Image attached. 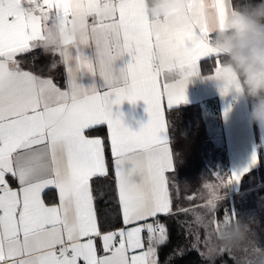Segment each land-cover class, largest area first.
Returning a JSON list of instances; mask_svg holds the SVG:
<instances>
[{"label":"snow or ice","instance_id":"obj_1","mask_svg":"<svg viewBox=\"0 0 264 264\" xmlns=\"http://www.w3.org/2000/svg\"><path fill=\"white\" fill-rule=\"evenodd\" d=\"M207 8L197 0L189 5L193 13ZM211 8L207 12L214 26L200 23L162 35L145 0H0V264H158V246L168 239L166 226L147 221L172 212L166 172L172 170L174 154L164 100L168 109L186 102V84L200 74L202 59L215 61L208 79L231 78L211 38L235 5L215 0ZM77 24L86 30L79 41L69 35ZM90 44L97 50L95 63L80 48ZM72 46L81 54L69 56ZM36 48L59 52L66 63L75 61L68 69L67 90L20 67L17 55ZM125 54L131 62L117 73L114 62ZM84 69L103 79V90L88 87L86 95L65 103ZM227 92V87L221 90ZM125 100L147 105L150 119L138 132L113 116L112 106ZM58 114L64 115L59 123L54 120ZM102 124L110 136L123 222L137 224L107 233L99 230L90 185L93 177L107 174L105 147L85 131ZM216 178L217 185H206L212 189L209 209L221 198L217 189L239 180L235 174ZM49 188L58 191V205L45 203L42 194ZM225 225L231 227V220ZM145 230L147 243L141 235ZM246 252L254 257L246 264H264V248L249 242Z\"/></svg>","mask_w":264,"mask_h":264},{"label":"trees","instance_id":"obj_2","mask_svg":"<svg viewBox=\"0 0 264 264\" xmlns=\"http://www.w3.org/2000/svg\"><path fill=\"white\" fill-rule=\"evenodd\" d=\"M218 33L223 32L213 34L211 38L213 42L216 41ZM220 55L222 64L228 66L227 56L223 53ZM20 57L25 62V67L30 68V64L34 63L32 65L39 73L52 75L61 85L64 84V70L59 65L53 67L52 57L47 51L43 49L31 51ZM214 67V59L202 61L203 72H211ZM230 68L233 70L232 67ZM233 72L244 94L241 77L235 70ZM244 96L248 117L258 138L257 124L250 115L255 100L245 94ZM167 115L172 122V137L173 141L178 142L175 149L179 151L180 158L177 159L175 172L169 173L172 212L160 217L161 224L166 226L168 239L166 243L158 246V264H246L248 259H254L246 252L249 242L264 248V200L262 204H258L259 200L255 199L252 204L246 206L250 212L253 211V213L249 212L248 218L239 211L234 213L233 206L223 200L218 201L213 209L205 207L211 198L212 190L206 185L211 186V183L217 185L219 181L216 176L225 177V174L203 170V166H206L203 151L206 146L207 129L202 108L198 104H184L168 110ZM88 133L101 135L106 145L109 172L103 177L93 178L92 190L100 228L102 231H107L123 223L108 132L105 126H101L90 129ZM182 152L185 154L183 155ZM188 153H192L194 157H189ZM172 176L174 186L171 182ZM246 183H254V185L264 183L262 157L259 166L243 176V187ZM223 192L224 190L220 189L219 196H223L225 194ZM251 196L257 197L258 194ZM182 209L189 211L187 213L179 211ZM226 209H231L232 214L236 215V221L231 223L230 232H225L223 224ZM253 209L257 212L255 213ZM229 233L231 238H228ZM178 250H182L183 254H178ZM209 250H211L210 255Z\"/></svg>","mask_w":264,"mask_h":264},{"label":"crops","instance_id":"obj_3","mask_svg":"<svg viewBox=\"0 0 264 264\" xmlns=\"http://www.w3.org/2000/svg\"><path fill=\"white\" fill-rule=\"evenodd\" d=\"M185 2H186V8L183 12L157 11L156 13H150L145 3V7L148 13L159 21V25L161 26V30H159L160 34L163 35L165 33H174V32L183 31L184 29L192 25H196L200 23H209V24H213L214 26L213 17L208 12L214 11L211 8V5L215 3V0H197L198 3H204L205 5L208 6L207 8L208 12L206 10H202L198 13H193L189 11V5L191 3V0H185ZM233 2L235 5V12L233 13L231 9L229 10L223 29L216 31L215 33L225 32V30L228 28L229 19L231 16L251 15L253 5L256 2V0H233ZM180 16H193L195 17V19L193 22H190L180 28L169 29L166 26L168 21ZM89 22L91 23V18H89ZM211 47L215 50V52L219 54L222 53L221 50L215 46V42H213L212 40H211ZM80 48L82 49V54L87 56L90 60L93 61V63H95L96 53H97L95 45L90 44L89 46H80ZM39 50L40 48H36L33 49L32 51L35 52ZM43 50L47 51V53L51 55L54 68H56V66L59 65L64 70L63 85H61L54 76L39 73V71H37V69L34 68V65H32L34 63L30 64L31 65L30 68L25 67V62H23L20 57L25 53L19 54L16 57V59L20 62V67L23 70L29 71L42 79H51L57 87L61 88V90H67L68 80H69L68 69L69 66L72 67L75 66V61L69 59V61L66 63L63 60V58L60 56L59 52H53L51 49H43ZM79 54L81 53L77 52L74 46L69 48V56L72 55L73 57H75L76 55ZM131 59H132L131 56L127 54L117 59L114 62V69L116 70V72L118 73L120 69L126 68L127 64L131 62ZM203 60L204 59H202L199 62L200 74L191 76L188 79L185 88L186 102L180 103L178 105H174L171 109L177 108L184 104H198L199 106H201L206 124V129H207V138H206L207 150H210L211 152L215 151V154H213L214 157H212L213 159H211V164H209L205 160L206 166H203V170L204 172L206 171L210 173H223L225 174L224 177L225 179H227V177H231L233 174L239 176L238 181L233 180L231 183H228L221 188L224 190L223 193L225 194L223 196H220L221 198L218 201L223 200V202L225 203H230L231 206H233L234 208L233 209L235 211L234 213H237V211H239L242 215H246V218H248L247 215L249 214L250 211L249 208H246V206L252 204L253 203L252 201L257 198L251 195L258 194L259 190L264 188V183L260 185H254V183H249V184L246 183L244 188L242 185V178L246 173L255 170L259 166L261 157L264 163V126H260L259 124L256 123L258 129V138H257L255 134V130L253 128V124L248 117L245 96L240 89L238 80L233 70L229 66L223 65L224 69H226L230 73V77H231L230 79H226L223 77L219 79H208L207 76L214 74L216 65L211 72H207V73L203 72L202 69ZM176 79H179V76H177ZM161 82L162 83L164 82L163 76L161 77ZM77 83L84 86L85 88L95 86L97 87L98 90H103L104 87L103 79L98 74L94 75L92 73L87 72L86 69L81 70L80 72L77 73ZM225 87L228 88V92L226 95H222L221 90ZM163 106L165 110L166 121L169 122V129L166 135L169 138L170 147L174 154L172 170L166 172V175L169 176V173L175 172L176 170L177 156L178 154L180 155V153H176L177 150L175 149L174 146V142H173L174 138L172 137V132H171L172 122L170 121L167 115V111L171 109H168L167 107L166 98L164 100ZM146 109H147V105L144 103L143 100H139L135 104L125 100L120 105H113L112 113L114 118L116 116H120L122 118V122L124 123V125L128 127L131 131L138 132L143 125H146L148 123L150 119L149 113L146 111ZM101 126H105L107 128L106 124L96 125L93 128L101 127ZM89 130L90 129L85 130L86 135H88L89 138H99L104 143L105 162L108 173L109 166L107 160L108 158H107L105 140L101 135L89 134L88 133ZM107 132H108V128H107ZM108 138L110 143L109 132H108ZM218 150H220L219 155L216 153ZM254 154L257 157V162L255 164L252 163V158ZM113 167H114V163H113ZM125 167L127 169L130 168L131 166L126 165ZM245 169H247V171H245ZM114 177H115V169H114ZM7 179L11 187L13 188L18 187L17 181L14 180L11 176H8ZM132 179L136 183H139L141 178L139 175H134ZM92 180L90 181L91 187H92ZM115 181H116V177H115ZM42 195L45 203L48 206L59 204L58 191L56 189L54 188L46 189ZM169 195L171 198L170 189H169ZM93 203L97 215L95 201ZM171 206H172V198H171ZM253 210L255 213L257 212L256 209ZM231 214H232L231 209L225 210L224 213L225 218L223 220L225 232L228 231L230 232L232 230V226L226 227L225 221L229 219L231 220V223L233 221H236L235 220L236 215L234 214L235 217H231ZM163 215L165 214H159L155 218H150L147 222L154 224V221L160 220V217ZM97 222L101 233H107L119 229L127 230L137 226V224L135 223L125 225V223L123 222L122 225L117 228H113L107 231H102L99 225L98 216H97ZM141 235L142 237L145 238V243H147V239H146L148 235L147 231L145 230L144 232H142ZM94 239L96 242L98 255H103L104 252L100 237H95ZM157 259H158V249H157Z\"/></svg>","mask_w":264,"mask_h":264},{"label":"clouds","instance_id":"obj_4","mask_svg":"<svg viewBox=\"0 0 264 264\" xmlns=\"http://www.w3.org/2000/svg\"><path fill=\"white\" fill-rule=\"evenodd\" d=\"M145 3L150 13L183 12L186 8L185 0H145ZM194 19L193 16H180L168 21L166 26L180 28ZM69 35L79 41L84 39L86 30L77 24L69 29ZM215 46L227 56L228 66L241 77L244 94L255 100L250 114L252 120L264 126V0H256L251 15L231 16L225 32L218 33ZM86 94V88L78 84L64 102L78 100ZM63 119V114L54 117L57 123Z\"/></svg>","mask_w":264,"mask_h":264},{"label":"rangeland","instance_id":"obj_5","mask_svg":"<svg viewBox=\"0 0 264 264\" xmlns=\"http://www.w3.org/2000/svg\"><path fill=\"white\" fill-rule=\"evenodd\" d=\"M176 139V138H175ZM174 142V145H175V148L177 149V144H178V142L177 141H173ZM219 151L220 150H218L216 153L219 155ZM176 153H179L178 152V150L176 151ZM183 153V152H182ZM185 153H183V155H184ZM213 154H215V151H210V150H207V144H206V146H205V149H204V151H203V155H204V159L209 163V164H211V159H213L212 157H214V155ZM189 157H194L193 155H192V153H188L187 154ZM179 158H180V155L178 154V156H177V159L179 160ZM222 159V158H221ZM226 161H227V159H226ZM179 166H181L182 167V165L179 163ZM226 167H227V165H226ZM222 168V167H221ZM220 169V168H219ZM172 186H174V177L172 176ZM211 185H214L213 183H211ZM217 191L219 192V194H220V189H217ZM256 195V194H255ZM256 200H259L257 203L258 204H262V200H264V188H262L261 190H259V193H258V196H257V198H256ZM261 200V201H260ZM251 213H253V212H251Z\"/></svg>","mask_w":264,"mask_h":264},{"label":"built area","instance_id":"obj_6","mask_svg":"<svg viewBox=\"0 0 264 264\" xmlns=\"http://www.w3.org/2000/svg\"><path fill=\"white\" fill-rule=\"evenodd\" d=\"M157 223L161 224V221L160 220L154 221V224H157Z\"/></svg>","mask_w":264,"mask_h":264}]
</instances>
